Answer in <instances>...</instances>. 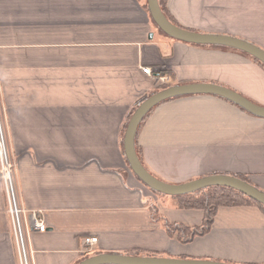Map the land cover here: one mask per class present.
Listing matches in <instances>:
<instances>
[{
	"label": "crops",
	"instance_id": "crops-1",
	"mask_svg": "<svg viewBox=\"0 0 264 264\" xmlns=\"http://www.w3.org/2000/svg\"><path fill=\"white\" fill-rule=\"evenodd\" d=\"M166 9L184 29L264 50V0H166ZM159 74L167 85L214 84L264 107L260 64L167 36L143 0H0V119L29 264H78L84 237L97 238L95 254L264 264L259 206H219L207 231L183 242L164 222L198 228L204 209L154 192L132 172L124 124L161 88ZM134 145L161 181L226 175L264 192V117L224 98L194 93L156 104ZM7 207L0 173V264H20Z\"/></svg>",
	"mask_w": 264,
	"mask_h": 264
},
{
	"label": "water",
	"instance_id": "water-1",
	"mask_svg": "<svg viewBox=\"0 0 264 264\" xmlns=\"http://www.w3.org/2000/svg\"><path fill=\"white\" fill-rule=\"evenodd\" d=\"M149 12L154 23L169 37L187 43L224 45L242 50L264 63V50L247 41L226 35L201 34L193 32L171 23L162 10L157 0H147ZM208 93L229 99L249 113L264 117V107L258 106L238 93L214 84H183L174 85L160 90L146 98L132 113L124 134V152L132 172L152 190L177 196L194 192L211 185H221L233 188L253 200L264 204V192L256 189L248 182L226 175H212L192 180L183 184H170L152 176L141 164L134 145V137L139 122L143 116L156 104L178 95ZM78 264H227L209 260L172 259L159 256H139L124 254H97L82 260Z\"/></svg>",
	"mask_w": 264,
	"mask_h": 264
},
{
	"label": "trees",
	"instance_id": "trees-1",
	"mask_svg": "<svg viewBox=\"0 0 264 264\" xmlns=\"http://www.w3.org/2000/svg\"><path fill=\"white\" fill-rule=\"evenodd\" d=\"M157 2H158V5H159L160 9L162 10L164 15L166 16V18L171 23H173L174 25L178 26L173 21V19L169 15V13L167 12L166 0H157ZM143 5L147 9V11H148V13L150 15L147 0H143ZM178 27H181V26H178ZM190 44H194L196 46L226 47L228 49H232V50H235V51H238V52H242V53L250 56L253 60H255L258 64H260L264 68V63L263 62L259 61L254 56H252V55H250V54H248V53H246V52H244L242 50L233 48V47L224 46V45H210V44H195V43H190ZM170 86L171 85L161 84V85H159V87H161V88H158V90H156V92H154V93H157L160 90H163V89H165L167 87H170ZM215 96L224 98V97L219 96V95H215ZM168 99H171V98H168ZM168 99H166V100H168ZM224 99H226V98H224ZM226 100L236 104L235 102H233V101H231L229 99H226ZM236 105L239 106L238 104H236ZM239 107L241 109L245 110L241 106H239ZM135 109L136 108H132L130 110L128 116H127L126 124H124V129H123V133L124 134H125V130H126L128 121H129V119H130V117H131V115H132V113L134 112ZM151 110L152 109H150L143 116V118L139 122V125L142 123V121L146 118V116L150 113ZM245 111H247V110H245ZM135 151H136V154H137V156H138V158L140 160L139 152H138L136 146H135ZM154 192H156V191H154ZM173 197L179 198L180 199V204L183 205V206L201 207L205 211L204 222H203L202 226L198 227V228H188V227L178 226V225L169 224V223L164 222V228L166 229V231L168 233H172L173 234V230H180V233L183 236H180L178 238L181 241H183V242L190 241L194 236L205 233L207 231V229L209 228V226L211 225L212 218H213V216L215 214L216 209L219 206L244 205V204H248L249 203V204H255V205L259 206L264 211V204L253 200L252 198L248 197L247 195H245V194H243V193H241V192H239V191H237V190H235L233 188L226 187V186H221V185L206 186V187L201 188L199 190H196L194 192L183 194V195H177V196H173ZM178 235H180V234H178ZM94 255H97V254H95L93 252L85 253L84 259L92 257ZM129 255H131V254H129ZM136 255H139V256H158V255H154L152 253H142V254L139 253V254H136Z\"/></svg>",
	"mask_w": 264,
	"mask_h": 264
},
{
	"label": "built area",
	"instance_id": "built-area-1",
	"mask_svg": "<svg viewBox=\"0 0 264 264\" xmlns=\"http://www.w3.org/2000/svg\"><path fill=\"white\" fill-rule=\"evenodd\" d=\"M142 72L146 75L151 76V67H142ZM157 82L166 84L169 81V77L165 74H159L157 76ZM0 173L2 176V181L4 184L6 199H7V209L11 223V229L14 234L18 252V258L20 264H29L28 261V248L25 238V221H24V209L19 203L17 197V192L14 184V174H13V161L10 157V153L6 144L4 130L0 119ZM31 225L43 232L45 230L44 222L38 218L36 215H31ZM97 242L96 237H84L82 239V252L91 253L93 251V246Z\"/></svg>",
	"mask_w": 264,
	"mask_h": 264
}]
</instances>
